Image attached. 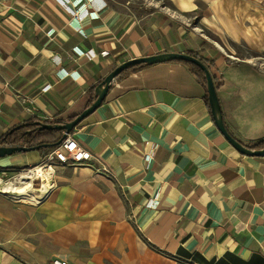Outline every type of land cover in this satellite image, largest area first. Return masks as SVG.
<instances>
[{
  "label": "crops",
  "instance_id": "1",
  "mask_svg": "<svg viewBox=\"0 0 264 264\" xmlns=\"http://www.w3.org/2000/svg\"><path fill=\"white\" fill-rule=\"evenodd\" d=\"M88 10L77 29L59 0H0V136L33 116L79 114L89 87L127 59L184 52L217 76L229 134L246 147L264 138V0H92ZM205 94L176 61L115 78L71 132L92 158L57 163L39 203L0 193V264H264V155L228 142ZM45 155L2 156L0 172Z\"/></svg>",
  "mask_w": 264,
  "mask_h": 264
},
{
  "label": "built area",
  "instance_id": "2",
  "mask_svg": "<svg viewBox=\"0 0 264 264\" xmlns=\"http://www.w3.org/2000/svg\"><path fill=\"white\" fill-rule=\"evenodd\" d=\"M63 4L67 13L70 15V22L77 26L79 29L80 19L89 13L88 7L92 0H74L71 4H68L64 0H59ZM74 52L78 55L85 54L89 58L94 57L92 49L82 52L78 47H74ZM73 73V72H71ZM68 75V74H66ZM64 77V75L62 76ZM153 156V149L150 152L144 154L145 161L149 162ZM92 158L91 153L80 146L71 133L66 135L60 144L48 152L45 157L35 165H29L22 167L18 170H4L0 172V193L7 195L16 200H22L21 197L25 194H19L14 191V187L30 183V186L26 193L35 194V203H39L45 196L54 188V166L57 163L80 165L85 164ZM41 171L42 173H38ZM30 175V176H28ZM28 176L29 178H25ZM31 189V190H29ZM30 191V192H29ZM156 200L149 199L147 202L148 207H155ZM46 264H69L64 258H55Z\"/></svg>",
  "mask_w": 264,
  "mask_h": 264
},
{
  "label": "water",
  "instance_id": "3",
  "mask_svg": "<svg viewBox=\"0 0 264 264\" xmlns=\"http://www.w3.org/2000/svg\"><path fill=\"white\" fill-rule=\"evenodd\" d=\"M173 59H181L186 60L194 65L200 67L205 74L206 83H207V91L209 95V104L211 109V114L215 120V123L221 133L225 136V138L228 140V142L240 153L245 155H251V156H262L264 155V147L260 149H251L249 147H246L242 145L240 142H238L224 126L222 116L220 113V106L215 90V85L212 80V76L207 69L206 65L197 57L190 55L188 53L184 52H162L158 54L148 55V56H140V57H134L127 59L120 64H118L116 67H114L95 87V94L96 99L92 102L90 106L82 110L79 114L76 115V117L69 122H66L64 124H57V125H50V124H41V128L49 129V128H56L59 130H62V134L60 139L56 142V144H59L64 138H66V135L71 133L73 129L90 113H92L103 101L105 98L107 91L109 89V86L111 82L114 80V78L124 69L140 63H146V64H153V63H159L164 61H169ZM39 123V122H37ZM17 151H29L28 148L17 146V147H0V157L12 154Z\"/></svg>",
  "mask_w": 264,
  "mask_h": 264
},
{
  "label": "trees",
  "instance_id": "4",
  "mask_svg": "<svg viewBox=\"0 0 264 264\" xmlns=\"http://www.w3.org/2000/svg\"><path fill=\"white\" fill-rule=\"evenodd\" d=\"M188 54L197 57L193 53H188ZM169 61L181 62V63L188 65L190 70L205 85V87H206L205 101L210 108L209 95H208V91H207V83H206L204 71L200 67H198V66L194 65L193 63L186 61V60L173 59V60H169ZM146 65H148V64L140 63V64L132 65V66L124 69L123 71H121L115 78L119 77L120 75H122L125 72L136 71V70H138V69H140ZM205 65H206L207 69H209L210 66L208 64H205ZM212 80H213V83L215 85V88L218 87L219 82L217 81L218 78L216 75H212ZM99 82L92 85L87 90V94L89 95V98H88V101H87L85 108L90 106L92 104V102L96 99L95 87L97 86V84ZM76 115H71V116H68L67 118H57V119H40V118L35 117V116L30 117L26 121L13 126L6 133L1 135L0 136V147L21 146V147L28 148L29 150H37L42 155L47 154L48 152H50L51 150H53L54 148H56L60 144V143L56 144V142L60 139L61 134H62V130L56 129L54 127L49 128V129H45V128H41L40 125L41 124H50V125L54 126L57 124H64L66 122L72 121L76 117ZM37 122H39V123H37ZM263 147H264V138L260 139L259 141H257L253 145H251L249 148L260 149ZM19 152H25V151H17L14 153H19Z\"/></svg>",
  "mask_w": 264,
  "mask_h": 264
},
{
  "label": "bare ground",
  "instance_id": "5",
  "mask_svg": "<svg viewBox=\"0 0 264 264\" xmlns=\"http://www.w3.org/2000/svg\"><path fill=\"white\" fill-rule=\"evenodd\" d=\"M38 173H42V172L39 171ZM28 176H30V175H28ZM28 176H25V178H29ZM29 186H30V183L29 184L26 183V184H24V186L17 185V186L14 187V191L18 192L19 194H25V196L21 197V199H23L25 201H26L27 198H30L31 200L35 201V199H36L35 194L32 195L31 193H26V191L28 190ZM29 190H31V189H29ZM28 202H31V201L28 200Z\"/></svg>",
  "mask_w": 264,
  "mask_h": 264
},
{
  "label": "rangeland",
  "instance_id": "6",
  "mask_svg": "<svg viewBox=\"0 0 264 264\" xmlns=\"http://www.w3.org/2000/svg\"><path fill=\"white\" fill-rule=\"evenodd\" d=\"M31 201L32 203H34L35 201L31 200L30 198H27L26 201Z\"/></svg>",
  "mask_w": 264,
  "mask_h": 264
}]
</instances>
